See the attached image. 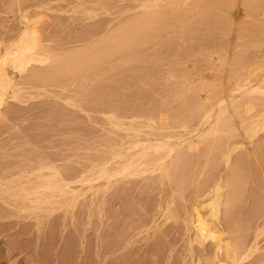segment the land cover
<instances>
[{
	"label": "rangeland",
	"instance_id": "obj_1",
	"mask_svg": "<svg viewBox=\"0 0 264 264\" xmlns=\"http://www.w3.org/2000/svg\"><path fill=\"white\" fill-rule=\"evenodd\" d=\"M77 1L19 0L20 4L17 0H0V38L7 39L15 34L20 26L18 13L28 11L29 15L33 14L35 23L38 21L35 26H38L43 34L44 47H46L43 50L46 49L44 50L46 53L48 51L52 54H50L52 61L46 62L45 68L37 66L33 71L37 70L38 72L45 69V72H51L55 70L62 74V76L58 74L61 77L54 78L57 81L51 82L52 84L47 82L51 81L53 77L46 81V78H40L41 75L36 76V80L34 77L31 78L34 79L31 80L32 83L28 77L31 75V71H27L26 75L23 74L20 78L18 77L20 84L24 81L27 84L29 80L28 84L31 86L25 83V85L22 84L24 86H20L21 91L23 88L26 89L23 90L24 93L21 92L23 101L9 98L7 100L9 105L6 103L7 106H2L4 111L1 109L0 113V168L9 163H20L19 160L29 161L39 154L38 157L52 156L58 160L56 163L60 167L73 166L77 172H79L77 168L81 169L89 164L90 167L96 166L90 171V174L93 172V175H96L99 170L97 163L100 164L102 160L121 150L122 147L124 149L129 146V141L133 139L131 134L136 128L141 132L143 141L147 142H144L146 146L156 139L169 144L178 143L184 139L185 141L198 139L197 135L200 131L203 129L210 131L211 127V131L215 130L217 134L213 132L214 135H211L213 133L204 135L202 144L200 143L199 146V148L203 146L202 150H192L194 154L198 153L193 156L190 164H184L182 169L176 171L173 168L171 181L160 179L156 173L157 178L149 180V183L148 180H145L150 176L147 171L146 176L136 173L134 176H127L126 179L114 183L116 185L112 184L106 194L110 196L114 191L116 197L112 204L111 202L106 204L102 218L98 216V209L91 206L87 209L85 206L89 203L86 201L96 197L91 192L84 194L77 202L74 212L78 218L77 221L75 219V224L69 220L70 214L65 221V218H62L63 212L58 211L59 213L54 214L57 217L56 223L54 217L50 218L53 225L46 217H42V222L37 224V219L44 215L41 209L23 211L14 209L9 205L12 201H8V204L5 202L7 199L10 200L9 197L2 200V197H6L8 194L0 195V264H198V258H201L199 264H232L231 260L227 258L224 248L218 259H214V243L210 239L205 241L204 249L194 240V243L191 244L193 249L191 256L188 248L190 247L189 238L193 231L189 225V214L192 209L193 197L198 200L202 199L204 196L202 193L212 187L222 174L220 177L222 178V212L225 211L226 198H230L234 202L231 221L228 224H223L225 242H231L232 245L238 247L240 252L243 249V244L247 245L251 242L258 225L264 229L262 228L264 227V135L262 134L264 129L259 130L251 142L244 135L245 129L250 127L252 122L258 120L259 114L263 115L262 112L264 113V105L261 102L264 99V88L259 92H250L251 95H249L250 87H256L258 84L264 86V6H262L264 0H230L228 3H231V6H228L229 13L219 6L218 9L214 4L215 9L212 8V4L208 5L211 10H216L215 12L208 11L209 6L205 7L204 3V5L202 4L204 8L198 9V6L202 7L200 5L202 2L198 4L196 1L197 6H195V1L189 0L190 3L184 7L190 10L193 7L196 11L198 9L197 12L207 11L222 20L216 27L217 29H209L211 26L206 25L207 29L205 24L200 26L197 23L200 13H196L195 10H186L188 13L183 17L187 21L183 17V20L170 17L168 18L169 23L164 27L150 23L151 29L157 27V31L152 30L155 36H152L149 41H145L148 44L142 41L143 44L140 47L136 45L129 48L124 46L117 50L114 57L108 59L92 56L88 59H94V61L89 60L92 64L86 68H83V64L87 60L77 59L79 53L91 51V53L97 54L99 48L105 44V38L106 40L112 39L110 34L114 30L115 33L112 35L113 38H116L115 41L123 39L124 34L121 27L124 22L141 19L138 9L131 10L134 7L132 5H139L141 0ZM210 1L212 2L209 0V3H211ZM79 2L81 4H78ZM261 2L263 4L260 5ZM72 4L75 5L72 6ZM85 4L87 7L94 8L89 15L84 10L86 9ZM76 5H82V8H76ZM160 5L162 6L163 2L159 3ZM11 11L16 15L10 13ZM35 13H38L37 16ZM91 13L93 14L91 15ZM217 13H221L220 17ZM246 13H248L247 16ZM222 15L225 16L222 17ZM228 18H233L234 23ZM244 21L248 23L244 25ZM145 25L147 30H151L148 28V24ZM191 26L194 31L192 34L189 30V28L192 30ZM141 27L140 29L139 26L140 31H137L139 36L147 35L150 32L148 30L147 33L144 26ZM75 57L78 61L74 59ZM242 57H245L244 60L247 61L242 60ZM240 59L243 62H240ZM257 59L259 62H263L259 63ZM232 60L233 62L238 60V65L240 64L242 68L237 65V62L233 63V66ZM220 64L221 67H219ZM76 69L77 72L74 71ZM238 70H241L239 74ZM240 74L241 76H238ZM234 75L237 76V79ZM26 77L28 78L26 79ZM42 78L47 84L41 80ZM216 80L219 81V84ZM230 81L231 83H229ZM28 86L30 87L28 88ZM183 88L188 89L183 92ZM209 88H211L210 91ZM221 88H223V92H221ZM179 89L182 90L180 94L176 92H179ZM58 90L61 91L60 96ZM216 91L218 96H224L226 99L222 103L223 106L219 105L218 99H216L218 97L215 96ZM230 91H233L234 96L229 95ZM55 95L56 97H54ZM258 97H263V99H259V101ZM255 100L258 102L256 103ZM205 101L207 105L210 104L206 107L209 108L212 115L208 121L205 120L202 111L197 115L193 114L195 108L200 107ZM245 108L247 110H243ZM100 111L101 113H99ZM110 115L112 118L114 116L119 118L122 127H118L107 119L106 116ZM163 115L164 117H162ZM175 123L177 124L175 125ZM209 125L211 127H208ZM119 128L126 129V132L120 131ZM238 133L239 135H237ZM207 136L209 139L205 138ZM225 136L227 137L225 138ZM209 140H212V143ZM258 140H261V143L260 141L259 143L255 142ZM221 141L227 143L226 149L223 146L226 143L222 144ZM236 141H244L245 147L238 148L241 150L238 152L235 150L231 166L228 167L227 158L224 159L226 154H222L223 147L225 153L228 146ZM256 144L259 148L256 147ZM182 149L178 148L177 152H184L185 150ZM247 150L250 152V158ZM224 155L225 157H223ZM239 155L244 160L245 156L248 159L241 162V169L239 166L237 170L228 171L233 168L232 165L236 162L235 156L240 158ZM10 164L6 167L9 168ZM4 166L0 170H5ZM2 179L0 178V183L6 182ZM198 186L200 190L197 192ZM1 187L0 184V192ZM84 199L86 200L84 201ZM2 201H4V205H2ZM167 201L174 202L170 211L165 210ZM168 217L169 219H167ZM259 240V247L262 248L248 255L242 264H264V230H262Z\"/></svg>",
	"mask_w": 264,
	"mask_h": 264
},
{
	"label": "bare ground",
	"instance_id": "obj_2",
	"mask_svg": "<svg viewBox=\"0 0 264 264\" xmlns=\"http://www.w3.org/2000/svg\"><path fill=\"white\" fill-rule=\"evenodd\" d=\"M19 2V0H17ZM21 1V0H20ZM59 1V0H57ZM63 1V0H62ZM77 1V0H76ZM97 1V0H96ZM95 1V2H96ZM127 1V0H126ZM129 1V0H128ZM140 1V0H139ZM162 1L163 2V5L159 6V3H162L160 2ZM195 1V6H197L196 4V1L198 4H200L201 2V6H198V9L200 8H204L203 5L205 7L209 6L210 4H214L215 6H219L222 8V10H227L226 12L229 13V10H228V6H231L230 4H228L230 2V0H212L211 3H209V0H193V2ZM254 1V0H253ZM259 1V0H258ZM263 1V0H262ZM15 2V1H14ZM17 2V3H18ZM54 2V1H53ZM65 2V0H64ZM78 2V1H77ZM80 2H82V0H80ZM78 3V4H81V3ZM100 2V1H99ZM98 2V3H99ZM122 2V1H121ZM206 2V3H205ZM208 2V3H207ZM245 2V1H243ZM250 2V1H249ZM264 2V1H263ZM11 3V2H9ZM20 3V2H19ZM18 3V4H19ZM52 3V2H51ZM50 3V4H51ZM75 3V2H74ZM86 3V1H85ZM97 3V2H96ZM124 3V1H123ZM128 3V2H127ZM190 3L189 0H141L140 1V4L139 5H132L134 6L131 10L132 11H135V10H139L140 13H139V17H141V19L139 20V18H137L136 20H132L130 18V20L132 21H129L128 23L127 22H124V25L126 26L124 28V25L122 26L121 24V30L123 31V34H124V37L123 35L121 37H123V39H120V40H116L115 41V37L113 38V33H115L114 31H112V34H110L112 37V39H109V40H106L105 38V44L102 45L99 50L97 51V54L95 53H91L90 52H84V53H79V57L77 59H84L87 60V62L90 60L88 58L92 57V56H95L96 58H98L99 56H101L102 58L104 57L105 59L107 58H112L114 57L113 55L117 52L118 49H122L124 46L125 47H132V46H137V47H140L142 46L143 42L145 41H149L150 38H152V36H155L154 35V32H152V30H156L157 31V27H154L151 29L150 27V23H156L158 25H160V27H164V25H167L169 22H168V18L170 17H173L176 18V19H182L185 17L184 15H187L186 13V10H190L189 8H186L184 7L187 6V4ZM204 3V4H203ZM248 3V1H247ZM254 3V2H252ZM16 4V3H15ZM21 4V3H20ZM35 4V3H33ZM49 4V3H48ZM54 4V3H53ZM77 4V3H76ZM132 4V3H130ZM203 4V5H202ZM209 4V5H208ZM236 4V3H235ZM263 4L262 2L260 3V5ZM8 5V4H7ZM6 5V6H7ZM12 5V3H11ZM75 5V4H74ZM72 4V6H74ZM83 5V3H82ZM75 6L76 8L80 7L82 8L81 6ZM124 6L126 4H123ZM213 5V9H215ZM241 5V4H240ZM245 5V4H243ZM13 6V5H12ZM41 6V5H40ZM47 6V5H46ZM49 6V5H48ZM194 6V7H195ZM264 6V5H262ZM10 7V5H9ZM17 7V5H16ZM35 7V6H34ZM39 7V6H38ZM44 7V6H43ZM74 7V8H75ZM121 7V6H120ZM128 7V6H127ZM126 7V8H127ZM191 7V6H189ZM218 7V9H219ZM235 7V5H234ZM247 7V6H246ZM245 7V8H246ZM257 7V6H256ZM15 8V7H14ZM40 8V7H39ZM53 8V6H52ZM73 8V7H72ZM71 8V9H72ZM73 8V9H74ZM85 8L84 10H86V14L88 13V15L90 14V12L94 10V8L91 6L87 7L86 4H85ZM124 7L122 6V9ZM193 7H191V10H195L194 8L192 9ZM210 8V6H209ZM207 8V10H211V8L209 9ZM253 8H255L253 6ZM5 9V8H4ZM8 9H11V8H8ZM7 9V10H8ZM19 9L22 10V8L19 7ZM18 9V11H19ZM30 9V8H29ZM43 9V8H42ZM41 9V10H42ZM45 9V8H44ZM43 9V10H44ZM197 9V8H196ZM197 9V11H198ZM206 9V8H205ZM204 9V10H205ZM217 9V8H216ZM234 9V8H233ZM248 9V8H247ZM262 9V8H261ZM12 10V9H11ZM40 10V9H39ZM118 10H121V9H118ZM125 10V9H124ZM123 10V11H124ZM130 10V8H129ZM190 10V11H191ZM203 10V9H202ZM221 10V9H220ZM219 10V11H220ZM230 10H231V7H230ZM246 10V9H245ZM249 10V9H248ZM264 10V8H263ZM13 11V10H12ZM10 12V13H14L15 12ZM17 11V12H18ZM52 11V10H50ZM117 11V10H115ZM190 11H189V14H190ZM196 11V10H195ZM196 13H200V19H199V22H197L198 24H200V26L204 25L205 26L209 25L211 27L210 28H216L218 27L219 25V22L222 21L220 18H216L214 14H211L207 11H201L200 12H197ZM212 12H215L216 10H211ZM218 11V12H219ZM255 11V10H253ZM261 11V10H259ZM33 12V11H32ZM53 12V11H52ZM119 12V11H118ZM117 12V14H118ZM244 12V11H243ZM257 12V11H256ZM264 12V11H263ZM96 13V12H95ZM128 13V12H126ZM227 13V14H228ZM251 13V12H250ZM260 13V12H259ZM11 14V15H12ZM18 17H19V29L18 31L15 33V34H11L12 36L5 39L2 37V39L0 38V113L2 112V110L4 111V109H2V106L3 105H6L7 103V100L9 98H14V99H17V100H21L23 101L22 97H21V92H23V90H26L23 88V90L21 91V87L20 86H24L26 84V82L24 81V85L20 84L19 82V78L21 76H23V74L26 75L27 71H31V75H29L28 77H30V81L31 80H34L36 76H40L43 77L44 79L46 78L48 81L51 80V77L52 80L51 81H48L47 83H54V81H57L56 77H61L62 74L61 73H57V71H47L45 72V69L44 71H38L34 68H36L37 66L38 67H43L44 64L46 62H50L52 61V59H50L52 56L51 52L49 53L47 51V53L44 51L46 49L43 50V48H46L44 47V39H43V34L42 32H40V30L38 29V26H35L37 25L36 22L35 23V19L33 18V14L32 15H29V12L28 11H23L21 13H18ZM36 14V13H35ZM38 14V13H37ZM36 14V16H37ZM93 13H91L92 15ZM98 14V13H97ZM221 13H217V15L219 16ZM224 14V13H223ZM232 14V13H231ZM245 14V13H244ZM248 13H246V16H247ZM253 14V13H252ZM264 14V13H263ZM16 15V14H15ZM40 15V14H39ZM121 15V14H120ZM226 15V14H225ZM224 15V16H225ZM229 15V14H228ZM227 15V16H228ZM255 15V14H254ZM262 15V14H260ZM44 16V15H43ZM94 16V15H93ZM184 16V17H183ZM222 15V17H224ZM251 16V15H250ZM40 17V16H39ZM92 17V16H91ZM183 17V18H182ZM220 17V16H219ZM231 17V16H229ZM260 17V16H259ZM59 18V17H58ZM126 19V18H125ZM127 19V20H128ZM185 19V18H184ZM231 19V18H228V20ZM233 19V18H232ZM231 19V20H232ZM250 19V18H249ZM253 19V18H252ZM256 19V18H255ZM258 19V18H257ZM261 19V18H259ZM38 20V19H37ZM181 20V21H182ZM186 20V19H185ZM225 20V19H224ZM223 20V21H224ZM174 21V20H172ZM187 21V20H186ZM201 21V23H200ZM247 21V20H246ZM260 21V20H259ZM175 22V21H174ZM179 22V21H178ZM232 23L233 20L231 21ZM240 22V21H238ZM257 22V20H256ZM127 23V24H126ZM180 23V22H179ZM227 23V22H226ZM230 23V24H232ZM245 23H248V22H245L244 21V25ZM254 23V22H253ZM261 23V22H260ZM144 24V25H143ZM145 24H148V28H150L151 30H149L150 32L148 33V30L146 29L147 27H145L146 25ZM175 24V23H174ZM243 24V23H242ZM250 24V23H249ZM256 24V23H254ZM173 25V24H172ZM236 25V24H235ZM239 25V23H238ZM247 25V24H246ZM263 25V24H262ZM139 26H140V29L142 28L141 26H144L145 30H147V35L145 34L143 36H139V34L137 33V31L139 32L140 29H139ZM157 26V25H156ZM206 26V28H207ZM225 26H227L225 24ZM231 26V25H230ZM242 26V25H241ZM239 26V27H241ZM251 26V25H250ZM98 27V26H97ZM174 27V26H172ZM171 27V28H172ZM244 27V26H243ZM92 28V27H91ZM119 28V26H118ZM167 28V27H166ZM192 28V26H191ZM199 28V27H198ZM202 28V27H200ZM205 28V29H206ZM236 28V27H235ZM252 28V27H251ZM258 28V27H257ZM261 28V27H259ZM94 29V28H92ZM125 29V30H124ZM159 29V28H158ZM162 28H160L159 30H161ZM203 29V28H202ZM201 29V30H202ZM208 29V28H207ZM217 29V28H216ZM225 29V28H224ZM232 29V28H231ZM250 29V28H249ZM97 30V29H96ZM191 33H190V31ZM188 32L190 34L194 33L193 31V28L192 30L189 28ZM242 30V29H240ZM245 30V29H244ZM14 31V30H13ZM121 31V32H122ZM125 31V32H124ZM248 31V30H247ZM143 32H144V29H143ZM146 32V31H145ZM161 32V31H160ZM203 32V31H202ZM238 32V31H237ZM244 32V31H243ZM4 33V32H3ZM231 33V32H230ZM233 33V32H232ZM242 33V32H241ZM119 34V33H118ZM117 34V35H118ZM7 35V34H6ZM91 35V34H89ZM126 35V36H125ZM119 36V37H120ZM240 36V35H239ZM109 37V38H110ZM127 37V38H125ZM162 39V38H161ZM122 40V41H121ZM100 41V40H99ZM110 41V42H109ZM143 41V42H142ZM163 42V41H162ZM161 42V43H162ZM237 42V41H236ZM147 43V42H145ZM160 43V44H161ZM170 43V42H169ZM99 44V43H97ZM141 44V45H140ZM148 44V43H147ZM163 44V43H162ZM236 44V43H235ZM167 45V44H165ZM47 46V45H46ZM92 46H96L97 45H94L92 44ZM91 46V47H92ZM220 46V45H219ZM121 47V48H120ZM165 47V46H163ZM43 50V51H42ZM49 51H52V50H49ZM53 52V51H52ZM99 53V54H98ZM236 54V52H234ZM233 53V54H234ZM51 54V55H50ZM54 55V53H53ZM97 55V56H96ZM221 55V54H220ZM244 55V54H243ZM57 56V55H56ZM76 56V55H75ZM227 56V55H226ZM251 56V55H250ZM54 57V56H53ZM72 57V56H71ZM77 57V56H76ZM76 57L74 59H76ZM225 57V56H224ZM221 58V57H220ZM232 58V57H231ZM243 58V59H242ZM241 59L244 60L245 57H242ZM248 58V57H247ZM50 59V60H49ZM76 59V60H77ZM224 59V58H223ZM227 59V58H225ZM237 59V57L235 58V60ZM240 59V62H243L241 61ZM71 60V59H70ZM97 60V59H96ZM215 60V59H214ZM217 60H219L217 58ZM78 61V60H77ZM90 61H94L93 60H90ZM84 62L83 64V68H86L87 66L90 67V65L92 64L91 62ZM223 61V60H222ZM245 61V60H244ZM247 61V60H246ZM245 61V62H246ZM258 61V59H257ZM72 62H74L72 60ZM232 64L237 62V65H238V60L233 62V60L231 61ZM259 62V61H258ZM261 62V61H260ZM259 62V63H260ZM263 62V61H262ZM261 62V63H262ZM71 63V62H70ZM86 63V64H85ZM179 63V62H178ZM217 63V62H216ZM219 63H223V62H219ZM250 63V62H249ZM89 64V65H88ZM183 64V63H182ZM221 64L219 67H221ZM248 64V63H247ZM256 64V63H255ZM258 64V63H257ZM35 65V66H34ZM180 65V64H179ZM187 65V64H186ZM226 65V64H225ZM240 65V64H239ZM238 65V66H239ZM47 66V65H45ZM44 66V68H45ZM50 66V65H49ZM230 66V65H229ZM234 66V64H233ZM244 66V65H243ZM264 66V64H263ZM88 67V68H89ZM93 67V66H91ZM223 68L224 65H222ZM241 67V65L239 66ZM259 67V66H258ZM80 68H82V66H80ZM183 68V67H182ZM242 68V67H241ZM253 68V67H252ZM250 68V69H252ZM263 68V67H261ZM213 69V68H212ZM221 69V68H219ZM239 69V68H238ZM246 69V68H245ZM34 70V71H33ZM39 70V69H38ZM242 70V69H241ZM241 70H238V74H239V71L241 72ZM260 70V69H259ZM75 72H77V69L74 70ZM232 71V70H231ZM246 71V70H245ZM28 72V73H29ZM215 72V71H214ZM221 72V71H220ZM227 72V71H226ZM237 72V70H236ZM256 72V70H255ZM57 73V74H56ZM188 73V72H187ZM223 73H225V71H223ZM246 73V72H245ZM60 74V75H58ZM184 74V72H183ZM249 74V73H248ZM24 75V76H25ZM33 75V76H32ZM215 75V74H214ZM220 75V74H219ZM230 75V74H229ZM233 75V74H232ZM245 75V74H244ZM250 75V74H249ZM248 75V76H249ZM255 75V74H253ZM32 76V77H31ZM55 76V77H54ZM186 76V75H185ZM184 76V77H185ZM217 76V75H216ZM224 76V74H223ZM238 76H241L238 75ZM257 76V75H256ZM255 76V77H256ZM19 77V78H18ZM26 77V79L28 78ZM34 79H31L33 78ZM109 77V76H108ZM111 77V76H110ZM213 77V75H212ZM234 77L236 78L237 76L234 75ZM39 78V77H38ZM39 78V80H40ZM41 79L43 82L45 81L44 79ZM222 78V77H221ZM227 78V77H226ZM243 78V77H242ZM261 78V77H260ZM24 79V78H23ZM37 79V77H36ZM35 79V80H36ZM54 79V80H53ZM216 79V78H215ZM220 79V77L218 78V80ZM229 79V78H228ZM237 79V78H236ZM255 79V78H253ZM59 80V79H58ZM185 80V79H184ZM212 80V79H211ZM252 80V79H251ZM260 80V79H259ZM21 82H23L22 80H20ZM45 81V83H46ZM66 81V80H65ZM217 81V80H216ZM229 81V80H228ZM256 81V80H255ZM254 81V82H255ZM258 81V79H257ZM29 82V80H28ZM27 84L26 85H30V84ZM32 82V81H31ZM30 82V83H31ZM42 82V83H43ZM210 82V81H209ZM218 84H219V81H217ZM221 82V81H220ZM238 82V81H237ZM236 82V83H237ZM253 82V81H252ZM33 83V82H32ZM46 83V84H47ZM51 83V84H52ZM60 83V82H59ZM69 83V82H68ZM227 83V82H226ZM231 83V81L229 82ZM228 83V85H229ZM249 83V82H247ZM263 83V82H262ZM48 84V85H49ZM211 84V82H210ZM213 84V83H212ZM235 84V82H234ZM251 84V82H250ZM246 85V84H245ZM31 86V85H30ZM28 86V88L30 87ZM33 86V84H32ZM64 86V85H63ZM186 86V85H184ZM216 86V85H215ZM233 86V85H232ZM55 87V86H53ZM60 89H61V86L59 85ZM68 87V85H67ZM183 87V86H182ZM189 87V86H187ZM191 87V86H190ZM213 87V86H211ZM220 87V86H219ZM242 87V86H240ZM244 87V86H243ZM27 88V87H26ZM27 88V89H28ZM32 88V87H31ZM42 88V87H41ZM65 88V87H64ZM225 88V86H224ZM251 90L249 91V95L250 92H259L260 89L264 88L263 85H260L258 84V86L256 87H250ZM182 89V88H181ZM184 89V88H183ZM188 89V88H186ZM184 89L183 92H186ZM198 89V88H197ZM211 88H209V91H210ZM223 88H221L220 90H222ZM240 89V88H238ZM244 89V88H242ZM47 90V89H45ZM62 90V89H61ZM206 90V89H205ZM219 90V91H220ZM29 91V90H27ZM182 90L179 89V92L176 91L177 93L180 94ZM212 91V90H211ZM229 91V90H228ZM227 91V92H228ZM264 91V89H263ZM60 92L58 90V95L60 96ZM223 92V90L221 91ZM235 92V91H234ZM24 93V92H23ZM28 93V92H27ZM56 93V92H55ZM176 93V94H177ZM217 93V91H216ZM220 93V92H219ZM262 93V91H261ZM260 93V94H261ZM26 94V92H25ZM62 94V93H61ZM178 94V95H179ZM213 94V93H212ZM222 94V93H220ZM219 94V95H220ZM244 94V93H243ZM248 94V93H247ZM246 94V95H247ZM263 94V93H262ZM24 95V94H23ZM57 95V94H56ZM56 95L54 97H56ZM57 95V96H58ZM182 95V93H181ZM184 95V94H183ZM209 95V94H207ZM218 96V93L215 94V96ZM224 95V94H223ZM229 95L232 97L234 96V93L233 91H230ZM245 95V96H246ZM28 96V95H27ZM62 96V95H61ZM175 96V94H174ZM177 96V95H176ZM216 96V97H217ZM221 96V95H220ZM218 96L216 99H218V102H219V105H222L223 106V102L226 101V99H224V96ZM260 96V95H259ZM24 97V96H23ZM67 97V95H66ZM73 97V95H72ZM72 97H68V98H72ZM244 97V96H243ZM248 97V96H247ZM22 98V99H21ZM28 98V97H27ZM31 98V96H30ZM34 98V97H33ZM75 98V97H73ZM212 98V97H211ZM246 98V97H244ZM214 99V98H213ZM256 99V98H255ZM259 99H263L258 97V100ZM236 100V99H235ZM251 100V99H250ZM254 100V99H253ZM252 100V102H253ZM16 101V100H15ZM66 101H68L66 99ZM71 101V100H70ZM210 101H213V100H210ZM243 101V100H242ZM256 101V100H255ZM260 101V100H259ZM217 102V101H216ZM215 102V103H216ZM232 102V101H231ZM236 102V101H234ZM233 102V103H234ZM239 102V101H237ZM247 102V101H246ZM249 102V101H248ZM258 101H256L257 103ZM262 104L264 105V99L263 101H261ZM23 103V102H22ZM25 103V102H24ZM68 104L69 101L67 102ZM243 103V102H242ZM245 103V102H244ZM250 103V102H249ZM255 103V102H254ZM253 103V104H254ZM8 104V103H7ZM66 104V103H65ZM238 104V103H237ZM252 104V103H251ZM9 105V104H8ZM207 103L205 101V103L200 106V107H197L195 108V110L193 111V114L194 115H197L198 113H200L201 111L204 112V116H205V120L208 121L210 118H211V111L209 110L208 105L210 106V104L208 103L207 107H206ZM212 105V104H211ZM233 105V104H231ZM247 105V104H246ZM250 105V104H249ZM257 105V104H256ZM7 106V105H6ZM234 106V105H233ZM240 106V105H239ZM253 106V105H252ZM251 106V108H252ZM260 106V105H259ZM212 107V106H211ZM221 107V106H220ZM249 107V106H248ZM6 108V107H5ZM235 108V106H234ZM233 108V109H234ZM238 108V107H237ZM2 109V110H1ZM232 109V108H231ZM236 109V108H235ZM234 109V110H235ZM83 110V109H82ZM243 110H247L246 108L243 109ZM250 110V109H249ZM248 110V111H249ZM84 111V110H83ZM264 111V109H263ZM226 112V110H225ZM236 112V111H234ZM240 112V111H239ZM237 112V113H239ZM246 112V111H244ZM101 113V111L99 112ZM103 113V112H102ZM233 113V112H232ZM243 113V112H242ZM261 113V112H260ZM105 114V112L103 113ZM167 114V113H166ZM218 114V113H217ZM216 114V115H217ZM241 114V113H240ZM245 114V113H244ZM249 114V113H248ZM257 114V113H256ZM259 114V112H258ZM263 115L259 114V118H257L258 120H256L254 123L252 122V124L250 125V127H243V128H246L245 129V132H244V135L246 138H248V141L251 142L254 140V138L257 136L258 134V131L261 130V129H264V113L262 112ZM150 115V114H149ZM160 117H161V114H159ZM221 115V114H220ZM223 115V114H222ZM228 115V114H227ZM253 115V114H252ZM114 116V115H113ZM247 116V115H246ZM108 117L107 119L111 120V122L115 123L118 127H122V123L120 121L119 118L115 117L112 118L111 115L110 116H106ZM105 117V118H106ZM147 117H150V116H147ZM164 117V115L162 116ZM167 117V116H165ZM169 117V116H168ZM224 117V116H223ZM231 117V116H230ZM151 118V117H150ZM228 120L229 118L226 117ZM233 118V117H232ZM243 118V116H242ZM248 118V117H247ZM149 119V118H147ZM158 119V118H157ZM171 119V118H170ZM222 119V118H221ZM256 119V118H255ZM219 121V119H216ZM151 122V120H148ZM171 121V120H170ZM189 121V120H187ZM230 121V120H229ZM139 122V121H138ZM144 122V121H143ZM147 122V121H146ZM157 122V121H156ZM161 122V121H160ZM159 122V123H160ZM166 122V121H165ZM169 122V121H167ZM251 122V120H250ZM141 123V122H140ZM162 123V122H161ZM214 123V122H213ZM228 123V122H227ZM249 123V122H247ZM111 124V123H110ZM164 124V123H163ZM169 124V123H168ZM177 123H175L176 125ZM183 124V123H182ZM187 124H189L187 122ZM195 124V123H194ZM172 125V124H171ZM181 125V124H180ZM184 125V124H183ZM181 125V126H183ZM193 125V124H192ZM198 125V123H197ZM196 125V126H197ZM248 125V124H247ZM114 126V125H112ZM142 126V125H141ZM162 126V125H161ZM169 126V125H168ZM178 126V125H177ZM246 126V125H245ZM153 127V126H152ZM185 127V126H184ZM208 127H211L210 125ZM216 127V125H215ZM236 127V126H235ZM127 128V127H126ZM135 128V127H134ZM191 128V127H190ZM193 128V127H192ZM217 128V127H216ZM221 128V127H220ZM242 128V129H243ZM158 129V128H157ZM182 129V128H181ZM219 129V128H218ZM236 129V128H235ZM120 131H123L122 129L119 128ZM126 130V129H125ZM124 130V131H125ZM189 130V129H188ZM191 130V129H190ZM212 130V127L210 129V131ZM214 130V129H213ZM120 131H119V135H120ZM128 131V130H127ZM168 131V130H167ZM166 131V132H167ZM209 129H203L202 131L199 132V134L197 135V138H194V139H189V140H186L184 139V141H180L178 143H172V144H169L167 142H162V141H159L158 139L156 140H152L151 143L149 145H145L141 137V132L139 130H137V128L135 129L134 132H132L133 134H131V136L133 137L130 138L132 140L129 141V146H127L126 148L122 149L121 150H118L116 151V153H112L111 155H109L106 159L102 160V162L97 163L98 165V174L96 173V175L94 174L93 175V172L92 174H90L91 170L94 169L95 167H90V164L88 166H83L81 169L77 168V170H79V172H77L76 170H74L75 168L73 166H65V167H60L59 165H57V161L56 158L54 157H50V156H39V154L35 155L36 158H32V159H29V161H26V162H22L19 160L20 163H13V164H10L11 166L8 168L6 167L7 165H3L4 168H6L5 170H0V178L2 180H6V182H1V192L2 194L0 195H5L4 193H7L8 196H3L2 197V200L7 197H9L10 200L7 199V201H5L7 204L9 203L8 201H12L11 205L14 209H19L21 211L23 210H27V209H41V212L44 213V215H42L39 219H37V224L39 225L41 222H42V217H46L49 219V221L51 220L50 218L54 217V220L57 218L54 216V214L59 213L60 211H62V215H63V219L66 221V219L68 218V214H70L69 216V220L72 222V224H75V219L77 221V218L78 216L75 214L74 210L76 209V206H77V202L80 200V197H82L84 194L86 193H89L91 192L92 195H96V197L93 199L91 198L90 200L86 201V202H89L88 204H86V208L89 209L90 206L92 208H96L98 209V216L100 218H102L104 215L103 212L105 210V206L106 204L110 203L111 204L113 203V200H115L114 198L116 197V193H113L110 195V196H107L108 194L107 193V189L113 184V185H116L114 183H117L119 181H121L122 179H126L127 176H134V174L136 173H141V174H144V176H146V173L147 171L149 172L150 176H148V178H146L145 180H155V174L160 178V179H168L169 181H171V175H172V169H176L177 170H180L183 168V165L184 164H190L192 158H194L193 156L196 155L198 152H196L195 154L193 153V151H197L198 149L201 151L202 150V147L199 148L200 146V143L201 141H203V138H204V135L206 133H213L215 132L217 134V132L214 130V131H209ZM126 132V131H125ZM177 132V131H176ZM220 132V131H219ZM229 132V130H228ZM231 132V130H230ZM130 133V132H129ZM149 133V132H148ZM175 133V132H174ZM186 133V132H185ZM128 134V133H127ZM231 134V133H230ZM243 134V132H242ZM260 134V133H259ZM264 135V132L262 133ZM261 134V135H262ZM154 135V134H153ZM162 135V134H161ZM170 135V134H169ZM211 135H214L211 134ZM239 135V133L237 134ZM262 135V136H263ZM121 136V135H120ZM149 136V135H148ZM166 136V134H165ZM175 136V135H174ZM183 136V135H182ZM210 136V135H208ZM205 137V138H208L209 137ZM124 137V136H123ZM122 137V138H123ZM128 137V136H127ZM151 137V136H150ZM156 137V136H155ZM211 137V136H210ZM216 137V136H215ZM227 136H225L226 138ZM243 137V135H242ZM264 137V136H263ZM126 138V137H125ZM144 138V137H143ZM164 138V137H163ZM224 138V139H225ZM234 138V137H232ZM121 139V137H120ZM119 139V141H120ZM154 139V138H153ZM211 139V138H210ZM222 139V138H221ZM244 139V138H243ZM259 139H260V135H259ZM263 139V138H262ZM146 140V139H145ZM234 140V139H233ZM246 140V139H245ZM256 140V139H255ZM155 141V142H154ZM206 141V140H205ZM210 142L212 140H209ZM208 141V142H209ZM215 141V140H214ZM226 141V139H225ZM231 141V140H230ZM261 143V140H258V141H255L257 143ZM207 142V141H206ZM209 142V143H210ZM222 144L226 143L224 141H221ZM228 142V140H227ZM233 142V141H232ZM230 142V143H232ZM237 142V141H236ZM234 142L231 144V146H228V149L225 151L224 153V150L227 148V143L224 144L223 146H225V149L223 147V153L222 154H226V157L225 155L223 157H225L224 159L227 158V166L230 167L231 166V161H232V157L235 153V150L238 151H241V150H238V148L240 147H245L244 146V141H239V142ZM253 142V143H255ZM122 143H123V140H122ZM121 143V144H122ZM147 143V142H145ZM212 143V142H211ZM210 143V144H211ZM230 143H228L230 145ZM119 144V143H118ZM127 144V143H126ZM125 144V146H126ZM202 144V143H201ZM204 144V142H203ZM208 144V145H210ZM252 144V143H251ZM116 145V144H115ZM213 145V144H211ZM221 147V148H222ZM256 147H258V145L256 144ZM178 148H183L182 150L184 152H177L178 151ZM254 148V147H253ZM259 148V147H258ZM257 148V149H258ZM119 149V147H118ZM135 149V150H133ZM242 149V148H241ZM244 149V148H243ZM256 149V148H255ZM165 150V151H164ZM193 150V151H192ZM198 150V151H199ZM192 151V152H191ZM248 151V150H247ZM253 151V150H252ZM177 152V153H176ZM222 152V151H221ZM244 152V151H243ZM246 152V151H245ZM249 152V151H248ZM33 153V152H32ZM35 153V152H34ZM176 153V154H175ZM247 153V152H246ZM254 153V151L252 152ZM31 154V153H29ZM242 154V152H241ZM248 155V153H247ZM249 155H250V152H249ZM254 157H255V153L253 154ZM175 156V157H174ZM236 157V162L234 165H232V169L231 170H228V171H233L234 169H238L237 167H239L241 165V162L244 160L243 157H241L239 155L240 158H238V156H235ZM251 157V155L249 156V158ZM31 158V157H30ZM246 159H248V157L245 156ZM245 159V160H246ZM26 160V159H25ZM234 160V159H233ZM244 160V161H245ZM243 164V163H242ZM3 166L2 168L0 169H3ZM227 167V168H228ZM130 169V170H129ZM239 169H241V166L239 167ZM226 170V169H225ZM6 171V173H5ZM96 171V170H94ZM100 171V173H99ZM4 172V173H3ZM95 173V172H94ZM127 173V174H126ZM222 175V174H221ZM220 175V177H221ZM138 176V175H137ZM139 176H142V175H139ZM125 177V178H124ZM173 177V176H172ZM218 180H216V182L214 183V185H212V187H209L207 189V191H205L204 193L201 194V197L202 199L198 200L196 199V197H193V201H192V209L190 211V214H189V225H190V229L193 231V234L190 236L189 238V244H190V247L188 248L191 256L193 255V249H192V242L194 243V240L197 241V243L202 247V249L205 248V241L210 239L213 241L214 243V259H218L220 253H221V250L223 251V248L226 250V255H227V258H229L231 260V263L232 264H242L243 261L245 260V258L248 257V255L256 252L259 250V248L261 249L262 247L260 246L259 247V236L260 234L262 233V230L264 229H261L260 228V225H258L257 227V230L255 231L254 233V237L253 239L251 240V242L247 245H244L243 244V249L239 252L238 251V247H236L234 244L232 245L231 242H225V238L223 237L224 234H225V229L223 227V224L224 223H229V221H231V216L233 215V212H234V202L232 199L230 198H226V203H225V211L222 212V208H221V205H222V186H221V180L222 178H220ZM157 178V177H156ZM1 180V181H2ZM150 183V181H149ZM125 187V186H124ZM122 188V187H121ZM122 190V189H120ZM197 192L198 190H200V187L198 186L197 187ZM6 194V195H7ZM120 194V193H119ZM196 194H199V193H196ZM197 196V195H196ZM229 197V196H228ZM1 199V198H0ZM86 199H84L85 201ZM83 201V202H84ZM1 202V201H0ZM4 201H2V205ZM174 202L172 201H167L166 203V211H170L172 205H173ZM7 206V205H6ZM110 206V205H109ZM159 207V206H158ZM169 209V210H168ZM59 211V212H58ZM107 211V210H106ZM114 211V210H112ZM113 213V212H112ZM116 213V211H115ZM166 213V212H165ZM167 214V213H166ZM57 216V215H56ZM112 216V215H111ZM223 217V218H222ZM115 218V217H114ZM113 218V220H114ZM170 218H171V215H170ZM169 219V217L167 218ZM112 220V219H111ZM51 222V221H50ZM49 222V223H50ZM118 222V221H116ZM52 225L54 224L53 222H51ZM55 223H56V220H55ZM64 223V222H63ZM113 223V222H112ZM115 225V224H114ZM86 228V227H85ZM90 228V227H89ZM264 228V227H262ZM98 231V230H97ZM102 232V231H101ZM113 232V231H111ZM95 233V232H94ZM98 234V232H96ZM103 236V235H102ZM107 236V235H106ZM105 236V237H106ZM262 236V235H261ZM99 237V236H98ZM261 239V237H260ZM225 243H224V242ZM264 247V246H263ZM198 261V264L199 262L201 261V258H198L197 259ZM155 264V263H154ZM261 264V263H259Z\"/></svg>",
	"mask_w": 264,
	"mask_h": 264
}]
</instances>
